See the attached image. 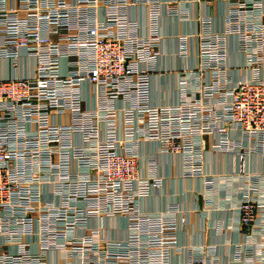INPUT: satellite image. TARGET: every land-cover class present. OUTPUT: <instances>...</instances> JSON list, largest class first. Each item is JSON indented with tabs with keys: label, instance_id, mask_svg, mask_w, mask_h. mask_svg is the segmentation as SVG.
Segmentation results:
<instances>
[{
	"label": "built area",
	"instance_id": "obj_1",
	"mask_svg": "<svg viewBox=\"0 0 264 264\" xmlns=\"http://www.w3.org/2000/svg\"><path fill=\"white\" fill-rule=\"evenodd\" d=\"M141 3L156 10L150 0H0V264H171L182 254L183 264H219L226 256L214 244L178 243L171 205L168 217L142 207L164 179L142 175L140 145L179 157L181 176L209 189L207 150L194 142L205 134L217 136L210 150L228 153V175L245 179L236 204L244 241L228 244L231 261L264 263V181L244 147L264 145L261 0H231L224 16L243 63L228 66L224 35L200 20L189 72L205 80H189L171 105L150 98L157 36H140L125 14ZM107 217L119 221L112 239ZM87 219L99 227L81 228Z\"/></svg>",
	"mask_w": 264,
	"mask_h": 264
},
{
	"label": "crops",
	"instance_id": "obj_2",
	"mask_svg": "<svg viewBox=\"0 0 264 264\" xmlns=\"http://www.w3.org/2000/svg\"><path fill=\"white\" fill-rule=\"evenodd\" d=\"M229 1L231 0H211L209 2L204 0H150L156 5L155 11H151L152 5L147 3H141L137 7H128L125 14L138 23V34L142 37L151 34L157 36L155 46L157 54L153 60L156 72L152 73L150 78V98L153 104L177 103L184 95L182 87L186 83L193 86L190 82L205 80L189 72L197 59L198 36L202 34L200 25L202 19H210L211 30L224 35L228 51V66L236 62L243 63L242 57H236L238 52L236 34H230L231 31L226 32L224 16L229 11ZM260 9L264 11V0H261ZM154 12L157 15L155 19H152ZM7 69L6 66L5 72ZM239 74H242V70ZM189 80L192 81L189 82ZM86 107L88 103L83 106V108ZM55 116L56 121H63L61 116ZM216 138L215 135L205 134L194 141L199 145V150H207L203 168L205 172L214 175V183L209 189L203 188L201 178L192 177L190 179L181 176L179 157L159 153L155 145L142 143L138 149L141 158H144L140 164L142 175L164 179L163 187L153 190L143 201L142 207L146 209L145 211H154L156 215L163 213L168 217L165 212L171 205L174 210H171L173 220L170 219V221L175 223L176 239L180 245L214 244L215 252L226 256L219 264H258L259 258L252 256H243V260L237 263L231 261L228 244L244 241L242 236L237 234L239 222L236 204L242 196L241 187L245 179L243 175H228L230 170L228 153L210 150V144L215 142ZM245 146H247V168L256 174L260 181H264V145L259 151L251 148L248 142L244 144ZM149 155L154 159L153 168L147 166L145 160ZM258 178L257 181L261 183ZM50 194L49 186L48 195ZM261 214L264 217V206H262ZM181 216L187 220L185 226L180 225ZM217 222L220 223L221 229L214 232L210 228ZM80 225L81 228L97 229L99 227L98 221L94 220L89 224L88 219ZM117 227H119V221L109 217L105 219L104 226L101 225L108 239L115 236L114 230ZM120 234L124 237L123 231ZM120 236L118 238H121ZM258 237L260 238L258 241L264 243V236L258 235ZM185 259V254L173 256L171 264H183Z\"/></svg>",
	"mask_w": 264,
	"mask_h": 264
}]
</instances>
